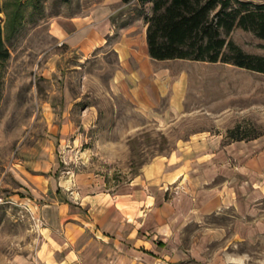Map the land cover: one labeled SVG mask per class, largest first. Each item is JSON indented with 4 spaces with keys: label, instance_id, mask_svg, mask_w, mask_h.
I'll return each instance as SVG.
<instances>
[{
    "label": "rangeland",
    "instance_id": "rangeland-1",
    "mask_svg": "<svg viewBox=\"0 0 264 264\" xmlns=\"http://www.w3.org/2000/svg\"><path fill=\"white\" fill-rule=\"evenodd\" d=\"M96 2L0 0L9 51L0 63V264L35 252L47 204L75 205L79 191L119 193L153 158L191 138L264 135L262 73L222 62L152 60L170 72L155 82L161 96L152 110L112 84L119 69L113 41L133 34L138 47L146 29L135 0L116 14L118 29L100 48L82 55L59 43L56 26ZM15 4L21 16L13 22ZM228 39L264 55V39L249 31L235 28ZM174 92L180 110L172 112ZM167 189L175 195L184 187ZM252 200L242 215L228 208L214 218L242 224L243 237L232 240L229 230L226 241L212 244V261L264 264V194Z\"/></svg>",
    "mask_w": 264,
    "mask_h": 264
},
{
    "label": "crops",
    "instance_id": "crops-1",
    "mask_svg": "<svg viewBox=\"0 0 264 264\" xmlns=\"http://www.w3.org/2000/svg\"><path fill=\"white\" fill-rule=\"evenodd\" d=\"M127 4L98 0L56 26L59 43L82 55L107 44ZM139 43L133 34L113 41L119 69L112 84L152 110L161 96L155 82L170 72L148 55L145 28ZM176 96L169 98L172 112L180 110ZM178 183L184 190L173 195L167 188ZM263 194L264 135L228 142L222 134L191 138L153 158L119 193L79 191L75 205H45L35 252L13 264H220L226 256L212 261V244L226 241L229 230L232 240L241 239L243 226L215 219L228 208L242 215L247 201Z\"/></svg>",
    "mask_w": 264,
    "mask_h": 264
},
{
    "label": "trees",
    "instance_id": "trees-1",
    "mask_svg": "<svg viewBox=\"0 0 264 264\" xmlns=\"http://www.w3.org/2000/svg\"><path fill=\"white\" fill-rule=\"evenodd\" d=\"M131 0H122L128 3ZM146 24L148 55L156 60L228 63L264 74V55L243 51L228 39L240 28L264 39V0H135ZM150 4L149 11L145 5ZM11 15L16 22L18 6ZM0 12L3 5L0 3ZM9 17V15H8ZM9 57L0 25V63ZM230 131V135H232ZM229 136V135H228ZM230 136L231 140L252 139Z\"/></svg>",
    "mask_w": 264,
    "mask_h": 264
}]
</instances>
